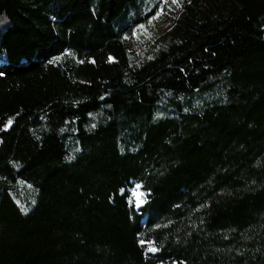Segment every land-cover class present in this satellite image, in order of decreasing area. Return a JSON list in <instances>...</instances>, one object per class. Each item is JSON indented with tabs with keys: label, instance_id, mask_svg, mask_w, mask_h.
<instances>
[{
	"label": "trees",
	"instance_id": "16d2710c",
	"mask_svg": "<svg viewBox=\"0 0 264 264\" xmlns=\"http://www.w3.org/2000/svg\"><path fill=\"white\" fill-rule=\"evenodd\" d=\"M153 3L0 0V264H264V0Z\"/></svg>",
	"mask_w": 264,
	"mask_h": 264
},
{
	"label": "snow or ice",
	"instance_id": "6c2138e0",
	"mask_svg": "<svg viewBox=\"0 0 264 264\" xmlns=\"http://www.w3.org/2000/svg\"><path fill=\"white\" fill-rule=\"evenodd\" d=\"M153 7L155 8L154 12L152 11L151 7L149 8V11L152 13L151 15L147 17V23L149 25L152 24L154 21L159 20L163 16L170 15L171 12H173L176 8H181L183 7V5L181 3V0H154ZM141 30L146 31V25L138 23L135 26V29L133 30V35H138L139 31ZM66 54H70V53H66ZM59 59L60 57H53L48 62L51 64ZM109 59L111 60L112 58L110 57ZM4 74H5L4 71L0 70V75H4ZM187 110L188 109H185V111ZM12 123L13 121L9 119L7 121V124L5 125V128L11 126ZM93 127H95V125H93ZM68 159H74V157H68ZM141 187H142V184L140 183L136 185L137 190H139ZM147 195H148L147 193H143V192H140L137 194L136 201H135V207L137 209H139L142 204L147 202L146 200ZM130 204H131V201H130ZM22 211H25L26 213L27 209H22ZM157 227H159V225H157ZM139 243L141 244V246H144L145 244L148 245V247L146 248V252L148 253H156L159 250L157 247L154 246V242L152 241L141 240L139 241ZM180 264H184V262H180Z\"/></svg>",
	"mask_w": 264,
	"mask_h": 264
},
{
	"label": "rangeland",
	"instance_id": "374dc122",
	"mask_svg": "<svg viewBox=\"0 0 264 264\" xmlns=\"http://www.w3.org/2000/svg\"><path fill=\"white\" fill-rule=\"evenodd\" d=\"M171 16V14L163 16L150 25L147 23L146 31H139L138 35H133V38L128 41V46L130 47V49H134V51H139L145 48L147 45L151 44L153 41L159 39L162 35H164L168 29V24L170 23ZM140 192L142 191L140 189L137 190L136 187L130 191L133 197L134 205L136 201V196Z\"/></svg>",
	"mask_w": 264,
	"mask_h": 264
}]
</instances>
